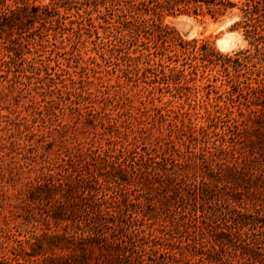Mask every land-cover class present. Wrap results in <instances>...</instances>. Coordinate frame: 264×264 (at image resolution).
Returning a JSON list of instances; mask_svg holds the SVG:
<instances>
[{
	"label": "rangeland",
	"instance_id": "1",
	"mask_svg": "<svg viewBox=\"0 0 264 264\" xmlns=\"http://www.w3.org/2000/svg\"><path fill=\"white\" fill-rule=\"evenodd\" d=\"M7 1L0 264H264V29L236 6L159 38L108 28L102 0ZM177 36L212 62L168 60Z\"/></svg>",
	"mask_w": 264,
	"mask_h": 264
},
{
	"label": "trees",
	"instance_id": "2",
	"mask_svg": "<svg viewBox=\"0 0 264 264\" xmlns=\"http://www.w3.org/2000/svg\"><path fill=\"white\" fill-rule=\"evenodd\" d=\"M101 4L106 8V14L113 20L107 21L106 16L104 17L105 21L110 23L108 28L133 29L137 32L136 34H139V29L141 31L155 29L154 32L159 38L168 34L167 29L169 27L162 24L165 15L185 14L189 17L209 16L217 19L236 6H239L243 15L241 19L234 22V25L244 27L248 35L254 40H258L257 38L261 36L258 29H264V0H239L238 2L233 0H102ZM19 7L18 1L9 3L7 0H0V25L5 22L7 24H10V22L15 23V20L18 19L15 16V11ZM33 8H36L34 12L38 15L37 7ZM56 13L58 14V12ZM56 21L59 24L58 27H61L60 23L62 21L59 18ZM176 38L179 39L180 48L171 49L173 55H166L168 60H173L176 63L180 62L182 66L187 64L193 68L197 66L205 67L207 63L212 62L213 49L207 41L198 43L196 39H193L192 42L182 44L180 37L177 36ZM176 67L174 66L171 69ZM178 71H183V69H178ZM249 88L254 91L253 87ZM97 156H99V153H97ZM53 176L52 174L46 175L43 181L36 180L35 185L31 184V186L33 188L41 187L46 179ZM51 184H54V182H51Z\"/></svg>",
	"mask_w": 264,
	"mask_h": 264
},
{
	"label": "bare ground",
	"instance_id": "3",
	"mask_svg": "<svg viewBox=\"0 0 264 264\" xmlns=\"http://www.w3.org/2000/svg\"><path fill=\"white\" fill-rule=\"evenodd\" d=\"M179 18L180 19H191L192 17L181 15L179 16ZM224 23H228V21L225 20ZM237 40L238 38L234 32H228V33L226 32L220 38L217 39L216 45L221 50H230L233 47H235Z\"/></svg>",
	"mask_w": 264,
	"mask_h": 264
},
{
	"label": "water",
	"instance_id": "4",
	"mask_svg": "<svg viewBox=\"0 0 264 264\" xmlns=\"http://www.w3.org/2000/svg\"><path fill=\"white\" fill-rule=\"evenodd\" d=\"M187 16H188V15H187ZM226 20L228 21V23H230V19L227 18ZM216 46H217V45H216Z\"/></svg>",
	"mask_w": 264,
	"mask_h": 264
}]
</instances>
